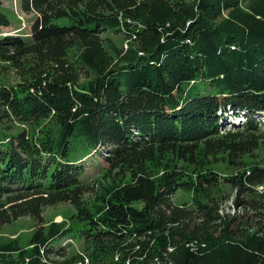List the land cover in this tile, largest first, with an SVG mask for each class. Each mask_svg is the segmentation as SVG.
I'll return each instance as SVG.
<instances>
[{
  "label": "trees",
  "instance_id": "trees-1",
  "mask_svg": "<svg viewBox=\"0 0 264 264\" xmlns=\"http://www.w3.org/2000/svg\"><path fill=\"white\" fill-rule=\"evenodd\" d=\"M20 4L25 13L36 14L35 22L28 35L3 31L12 23L0 8V61L17 66L33 57L59 64L78 38L89 43L79 57L96 80L80 85L79 74L65 71L55 81L0 88V102L16 116L28 120L54 112L64 118L55 139L28 141L22 135L13 138L18 146L13 140L8 146L0 142V223L27 214L40 221L43 206L68 201L80 222L77 228L63 222L39 227L25 246L16 240L0 243V264L85 262L84 255L53 260L65 256L64 247L54 242L58 238L62 246L69 239L83 240L85 253L97 264L91 252L109 257L110 242L149 227L163 232L160 264H264V233L248 220L220 214L221 203L214 201L196 224L191 214L168 202L179 187L211 199L225 180L239 188V207L243 191L264 185V165L244 163L242 157L264 144L259 119L264 0H186L173 6L147 1L139 14L126 9L135 4L128 0ZM225 9L228 18L221 20ZM112 29L135 36L141 48H120L108 39L113 57L105 55L99 42ZM231 109L246 111V122L221 133L220 121ZM73 136L106 158L109 175L129 176L96 199L93 214L82 206L91 188L83 183L85 166L81 159L67 158ZM217 156L236 172L217 170L210 163ZM181 235L187 241L175 242ZM148 258L132 264H157Z\"/></svg>",
  "mask_w": 264,
  "mask_h": 264
},
{
  "label": "rangeland",
  "instance_id": "rangeland-1",
  "mask_svg": "<svg viewBox=\"0 0 264 264\" xmlns=\"http://www.w3.org/2000/svg\"><path fill=\"white\" fill-rule=\"evenodd\" d=\"M131 3H135L133 6L126 8L128 11H136L139 14L138 7L143 2L149 1L150 3L160 4L162 1H166L170 5H174L179 1L186 0H128ZM242 4L246 2L241 1ZM1 10L8 16L12 25L3 29V31L10 32L11 34H24L28 35L36 19L35 13H25L20 4V0H0ZM228 9L223 10L219 19L228 18ZM108 39L120 48H126L129 46L141 48L139 39L135 36H130L126 31L122 29H112L103 33L99 45H101V51L107 55L113 57V52L110 48ZM89 47V43L73 38L70 46L67 49V54L64 60L59 64L48 63L42 64L33 57H28L19 65L15 66L7 62L0 61V88L3 87H15L19 84H35L43 83L46 81H55L60 78L61 73L69 71L71 73H77L80 75V85L91 84L96 80V74L87 70L81 63L80 53ZM116 60V58H114ZM63 116L59 113H50L45 116H37L31 119H26L24 116H16L9 111L8 108L3 106L0 102V142L8 146L9 142L16 136L26 137L28 141L39 139H55L63 128ZM227 119V118H225ZM261 121V127L264 130V115L259 117ZM221 123L223 120L220 121ZM244 118H242V124H244ZM241 126H232L231 123L226 126L222 125L221 133L224 131L235 130ZM14 141V140H13ZM18 146V141H14ZM102 154V153H101ZM221 156L213 157L210 163L215 166L217 170H222L226 174L236 172V168L231 165L224 164L226 161L220 159ZM244 163L250 164L251 162L260 161L264 165V144L255 151L244 154ZM67 158L71 161L81 159V163L85 166L83 183L91 185L89 191L83 195V211L84 213H94V203L96 199L101 196L110 195V192L119 184L126 183L129 180L128 174L123 177L111 176L107 173L110 163L106 158L102 157L100 153L92 154V147L87 145L86 140L83 137L73 136L70 139V148ZM241 157L237 158L241 162ZM224 168V169H223ZM238 170V169H237ZM239 188L232 183L222 180L221 183L213 189L210 193L211 199H207L202 193L193 192L190 189L179 187L168 198V202L171 206L188 212L192 215L194 223H200L202 215L216 205L217 202L220 205V214L239 216L243 220H248L249 224L255 229H259L264 233V185H259L254 188L246 189L241 194V200L244 202L241 206L235 205V199L239 195ZM205 193V192H204ZM213 199V200H212ZM216 201V203L214 202ZM40 216V221L37 217L29 214L22 215L18 219L8 223H0V243L16 240L19 244L25 246L31 235L39 227L48 226L53 222H63L67 226L77 228L80 226V222L77 218V209L72 202H58L55 204H48L43 206ZM163 232L158 228H147L142 232L129 235L120 242L112 241L107 245V252L110 254L107 257L105 254L101 258L99 250L91 252L99 262L108 264H132L134 260L143 261L147 257L151 262L160 264V260L157 258L161 248H159L160 237ZM186 234V233H184ZM185 235L176 238L175 242H186ZM69 239L60 244V239H56L54 242L56 245H61L64 257L53 256L52 259L56 261L67 260L75 255H84L86 260L83 264H93L92 260L84 249V241ZM170 243V240H169ZM196 241L190 242L192 246H198ZM169 249V247H168ZM171 250V248L169 249ZM153 251H156L153 254ZM163 251V250H162Z\"/></svg>",
  "mask_w": 264,
  "mask_h": 264
},
{
  "label": "clouds",
  "instance_id": "clouds-1",
  "mask_svg": "<svg viewBox=\"0 0 264 264\" xmlns=\"http://www.w3.org/2000/svg\"><path fill=\"white\" fill-rule=\"evenodd\" d=\"M228 111H229V110H228ZM241 111H242V110H241ZM243 111H244V110H243ZM244 113H245V114H243V116H244V117H246V114H247V112H246V111H244Z\"/></svg>",
  "mask_w": 264,
  "mask_h": 264
}]
</instances>
